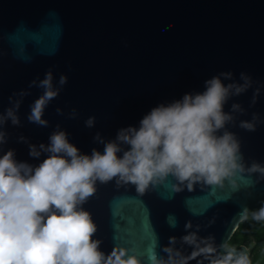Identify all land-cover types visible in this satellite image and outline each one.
I'll use <instances>...</instances> for the list:
<instances>
[{"label": "water", "instance_id": "obj_1", "mask_svg": "<svg viewBox=\"0 0 264 264\" xmlns=\"http://www.w3.org/2000/svg\"><path fill=\"white\" fill-rule=\"evenodd\" d=\"M217 76L245 86L232 89L224 107L242 172L217 185L170 175L143 192L116 178L97 181L82 205L106 255L211 264L245 209L248 217L264 205V173L250 171L264 166V0H0V155L14 150L17 161L38 166L48 155L40 146L57 131L81 153L103 151L152 108L201 92ZM49 87L57 95L39 123L30 117Z\"/></svg>", "mask_w": 264, "mask_h": 264}, {"label": "clouds", "instance_id": "obj_2", "mask_svg": "<svg viewBox=\"0 0 264 264\" xmlns=\"http://www.w3.org/2000/svg\"><path fill=\"white\" fill-rule=\"evenodd\" d=\"M43 83L50 86L51 76ZM244 87L213 77L203 91L152 108L139 127L120 130L103 151L81 153L66 132L57 131L47 146H40L48 155L38 166L17 161L14 150L0 155V264H139L126 251L106 255L100 249L101 242L93 239L97 226L82 205L96 191L97 181L116 178L143 192L170 175L181 183L217 185L242 172L240 142L226 130L232 115L224 107L232 89L238 94ZM56 95L49 87L30 118L47 123L42 110ZM241 126L255 130L249 121ZM3 139L0 133V142ZM30 155L39 157L41 151L32 145ZM257 170L264 173V166L254 163L250 171ZM247 213L245 209L244 219ZM252 215L264 221V205ZM223 247L226 251L211 264H251L246 250Z\"/></svg>", "mask_w": 264, "mask_h": 264}, {"label": "trees", "instance_id": "obj_3", "mask_svg": "<svg viewBox=\"0 0 264 264\" xmlns=\"http://www.w3.org/2000/svg\"><path fill=\"white\" fill-rule=\"evenodd\" d=\"M227 245L232 248L244 245L249 250L251 264H264V221H257L248 215Z\"/></svg>", "mask_w": 264, "mask_h": 264}, {"label": "rangeland", "instance_id": "obj_4", "mask_svg": "<svg viewBox=\"0 0 264 264\" xmlns=\"http://www.w3.org/2000/svg\"><path fill=\"white\" fill-rule=\"evenodd\" d=\"M253 212H254V211L250 212L249 215L253 216V215H252ZM249 236L251 237V234H249ZM248 251H249V250H248Z\"/></svg>", "mask_w": 264, "mask_h": 264}]
</instances>
